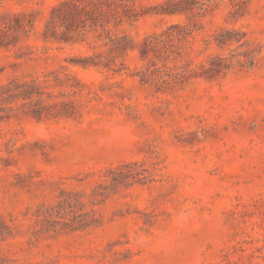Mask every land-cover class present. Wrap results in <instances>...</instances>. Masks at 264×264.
Returning a JSON list of instances; mask_svg holds the SVG:
<instances>
[{"label":"rangeland","instance_id":"obj_1","mask_svg":"<svg viewBox=\"0 0 264 264\" xmlns=\"http://www.w3.org/2000/svg\"><path fill=\"white\" fill-rule=\"evenodd\" d=\"M62 1L0 0V21L33 19L1 36L13 44L0 48V85L36 79L48 102L74 103L70 118L0 111V264H264V0H212L187 55L192 68L217 56L227 70L171 92L140 81L136 49L184 15L131 0L143 16L108 28L133 49L111 70L83 69L72 61L105 50L97 32L42 38ZM60 66L75 80L55 85ZM122 165L124 185L98 187ZM62 192L79 194L96 225L43 230Z\"/></svg>","mask_w":264,"mask_h":264},{"label":"trees","instance_id":"obj_2","mask_svg":"<svg viewBox=\"0 0 264 264\" xmlns=\"http://www.w3.org/2000/svg\"><path fill=\"white\" fill-rule=\"evenodd\" d=\"M131 0H63L55 5L48 15L42 31L44 41L57 43H80L89 31L97 32L101 41L99 46L105 47L101 53L72 61L83 69L111 70L117 56H122L133 49L130 39L124 35L111 33L109 26H117L122 22L133 23L143 14H138ZM215 4L212 0H165L153 12L155 15L182 14L186 22L172 23L157 33L145 36L138 44L137 54L144 63L140 71L143 84L152 85L157 92H171L182 88L191 79L212 80L227 70L224 59L210 57L196 64L187 55L188 39L199 30L197 19L212 11ZM33 25V19L12 16L8 21H0V48H9L10 41H3L6 35L15 39L19 30L27 31ZM101 30L102 32H98ZM218 45L229 39L214 37ZM66 67L52 71L55 85L65 80H75L65 73ZM36 79L29 81L18 78L0 85V111L13 112L21 110L23 114L35 119L70 118L74 116V103L71 101L48 102ZM48 99L51 98L47 94ZM16 105V109L12 106ZM6 105V106H2ZM8 118V116L6 117ZM128 165L107 170V175L98 187L106 190L110 187L124 185L132 177ZM107 183V184H106ZM62 199L48 209L49 215L44 219L43 230L54 229L60 225L73 231L83 230L96 225V219L83 211L81 196L77 193L62 192ZM93 196H103L97 193ZM65 219V220H64Z\"/></svg>","mask_w":264,"mask_h":264}]
</instances>
